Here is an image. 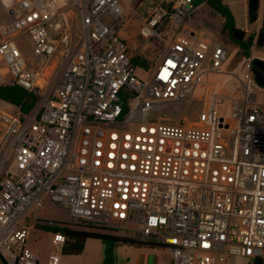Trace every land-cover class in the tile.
<instances>
[{
    "label": "built area",
    "instance_id": "2783aa9c",
    "mask_svg": "<svg viewBox=\"0 0 264 264\" xmlns=\"http://www.w3.org/2000/svg\"><path fill=\"white\" fill-rule=\"evenodd\" d=\"M137 1L5 7L0 60L13 84L37 92L50 64L60 73L53 97L43 91L29 114L0 109V264H38L25 223L36 212L35 225L59 227L38 216L48 202L73 222L119 224L121 236L168 248L172 264H231L233 257L264 264V107L251 95L264 93L251 71L264 57L251 50L226 69L231 50L205 34L185 29L164 40L159 28L181 27L194 1L175 0L171 9L146 10L140 37L161 41L163 51L149 69L138 68L148 74L141 80L115 26L101 19L121 22ZM204 64L224 83H209L194 123L170 121L162 109L180 115L203 101L194 92L204 85ZM230 81L232 96L224 91ZM52 235L47 263L60 264L66 236Z\"/></svg>",
    "mask_w": 264,
    "mask_h": 264
},
{
    "label": "rangeland",
    "instance_id": "374dc122",
    "mask_svg": "<svg viewBox=\"0 0 264 264\" xmlns=\"http://www.w3.org/2000/svg\"><path fill=\"white\" fill-rule=\"evenodd\" d=\"M175 0H159L158 4H161L164 7L171 9ZM169 5V6H168ZM201 8L202 11L199 10ZM146 17V11L144 8L143 0H138L137 2L130 4L127 6L124 12V19L119 21H114L108 14H102L101 19L108 23L113 24L117 31V37L119 40L123 41L128 48L129 54H138L142 56H146L150 62L151 66L157 61L160 54L163 51V44L161 41L157 39H153L150 41H144L140 37V30L142 26V21ZM7 21V17L4 18V22ZM202 22L204 26L208 29L207 37L211 39L213 43L222 42L220 38V29H221V18L219 15L213 11V9L208 4H202L199 7H195L187 13L186 18L181 27L175 28L174 26H170L165 23L163 26L159 28V34L164 40H168L172 35H178L183 32V30L187 29L185 27L186 22ZM75 25V23H74ZM78 28L81 29L80 23L78 22ZM1 39V35H0ZM231 50L229 54V60L225 64L224 68L231 69L236 63V48L232 46H228ZM23 53L25 59L31 68H33L36 64L31 58L30 48H23ZM150 66V67H151ZM5 67V63L0 60V70ZM149 69V68H148ZM204 73L202 75L203 78V87L197 88L194 92V96L200 97L202 96V102L198 103V108L186 107L180 115H171V110L169 108H164L161 110L162 115H168V119L173 122L185 121L186 123H194L196 121V115L199 110H201L205 106V98L208 96L210 88L208 87L209 83L213 80L215 83V87H220L225 79V75H212L208 72V67L204 64ZM147 70V69H146ZM146 70L136 69L135 75L141 79L146 80L148 78V74ZM60 73L59 67H53L52 64L42 72L40 84L42 87L37 89V94L42 98V92L48 96V98H52L54 95L58 75ZM0 83L1 85H9L12 84V79L9 75H3L0 71ZM224 91L228 96H232L235 94V81H230L225 84ZM252 97L256 100V102L264 107V93H261L255 89L251 91ZM41 100V99H40ZM39 102H37L36 107ZM0 109L13 112L16 110V107L0 100ZM35 213L29 214L28 219L25 223L26 226L30 227L27 244L28 247L37 254L38 256V264H48V259L50 254L54 251L52 244V232L46 231L44 229H40L35 225ZM38 216L42 219L51 220L53 222H57L60 228L63 227H74L83 225L81 223L73 222L68 217L67 214L63 211V209L55 204L48 202L46 203L40 210H38ZM87 225V224H85ZM131 230H135V226L130 227ZM111 230H114L116 234L122 235L124 232V228L116 224L111 227ZM96 245L97 247H102L104 250L103 244L100 242L90 243ZM70 258V257H69ZM68 257L65 258L62 256L60 264H85L81 260L71 261ZM100 264V262L96 263ZM231 264H250L249 259L245 257H233L231 259Z\"/></svg>",
    "mask_w": 264,
    "mask_h": 264
},
{
    "label": "trees",
    "instance_id": "16d2710c",
    "mask_svg": "<svg viewBox=\"0 0 264 264\" xmlns=\"http://www.w3.org/2000/svg\"><path fill=\"white\" fill-rule=\"evenodd\" d=\"M202 4H208L213 11L223 19L220 29V38L223 44L236 48L235 64L245 57L250 56L252 46L264 50V7L260 29L257 33H247L236 27L233 14L227 5L222 3V0H194L191 10ZM259 10L260 0H246L247 22L250 27L257 22ZM129 56L133 68H150L151 62L146 56L138 54H129ZM251 71L254 81L260 87L264 88V60L253 59ZM39 98L37 92H27L13 83L9 85H0V100L15 106L23 115L29 114L35 108ZM37 227L49 232H61L66 236V243L62 252L64 256L81 254L88 240L100 241L104 246L102 264H115V248L118 245L165 248L163 246L144 243L133 238L118 235L114 230L97 227L92 223L77 226L78 228L69 226L60 228L40 225ZM249 261L250 264H263L260 258L251 259Z\"/></svg>",
    "mask_w": 264,
    "mask_h": 264
},
{
    "label": "crops",
    "instance_id": "0c3cea01",
    "mask_svg": "<svg viewBox=\"0 0 264 264\" xmlns=\"http://www.w3.org/2000/svg\"><path fill=\"white\" fill-rule=\"evenodd\" d=\"M11 1L12 0H0V28L5 23L4 18L7 17L5 7L9 5ZM158 1L159 0H143L145 11L151 5H158ZM222 3L227 5L231 13L233 14L237 28L246 31L247 33L258 32V30L261 27L264 0H260L259 17L257 22L251 27L248 25L247 22L246 0H222ZM199 10L202 11L201 8H199ZM69 15L72 18V20L73 18H75L73 12H71ZM222 22L223 19L221 18V23ZM185 27L191 32L205 34L206 37L208 36L207 35L208 29L204 26V23L202 22L188 21L185 23ZM208 40L212 44H215L211 39ZM216 44H223V43L217 42ZM226 46L228 47V45ZM251 50H254L252 52L254 56L264 57V50L257 49L254 46H252ZM0 71L2 72L3 75L6 74L9 75L6 67L2 68ZM93 242H100V241L88 240L81 254L67 255V256H64L62 254V256L65 258L70 257L71 259L70 258L69 259L72 262L76 260H81L85 264H96L98 262L102 264L103 248L101 246L97 247L96 245L90 244ZM115 264H172V252L168 248H148V247H135L130 245H118L115 248Z\"/></svg>",
    "mask_w": 264,
    "mask_h": 264
},
{
    "label": "water",
    "instance_id": "95a60500",
    "mask_svg": "<svg viewBox=\"0 0 264 264\" xmlns=\"http://www.w3.org/2000/svg\"><path fill=\"white\" fill-rule=\"evenodd\" d=\"M220 121H222V120H220Z\"/></svg>",
    "mask_w": 264,
    "mask_h": 264
}]
</instances>
